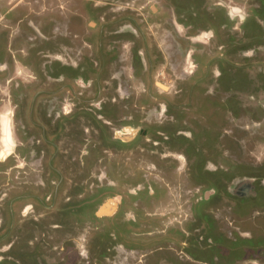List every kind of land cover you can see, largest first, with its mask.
<instances>
[{"label": "rangeland", "instance_id": "obj_1", "mask_svg": "<svg viewBox=\"0 0 264 264\" xmlns=\"http://www.w3.org/2000/svg\"><path fill=\"white\" fill-rule=\"evenodd\" d=\"M260 1L0 0V264H264Z\"/></svg>", "mask_w": 264, "mask_h": 264}, {"label": "bare ground", "instance_id": "obj_2", "mask_svg": "<svg viewBox=\"0 0 264 264\" xmlns=\"http://www.w3.org/2000/svg\"><path fill=\"white\" fill-rule=\"evenodd\" d=\"M159 86H161V85H159ZM164 88V87H163ZM6 131H7V121L5 120L4 121V124H3V134H4V136H3V138H2V143H4L5 144V146H4V150L3 151H1V156L2 157H4L5 155L4 154H8L9 153V150H11L10 148H11V144H10V140H9V138H10V135H8L7 133H6ZM130 131V130H129ZM6 134H7V136H6ZM111 204L112 203H107L106 205H105V207L102 209V211H108V208L111 206Z\"/></svg>", "mask_w": 264, "mask_h": 264}, {"label": "flooded vegetation", "instance_id": "obj_3", "mask_svg": "<svg viewBox=\"0 0 264 264\" xmlns=\"http://www.w3.org/2000/svg\"><path fill=\"white\" fill-rule=\"evenodd\" d=\"M251 1V0H250ZM261 1L259 0V4H255V5H252V6H257L258 8H261ZM262 7H263V5H262ZM244 14L246 15V10L244 9ZM169 132H172V130H168ZM115 136H118L116 133H115ZM118 137H120V136H118ZM120 138H122V137H120ZM122 139H124V138H122ZM125 139H127V138H125ZM184 147H187L186 145L184 146ZM188 148V147H187ZM185 149V148H184ZM165 156H167V155H165Z\"/></svg>", "mask_w": 264, "mask_h": 264}]
</instances>
